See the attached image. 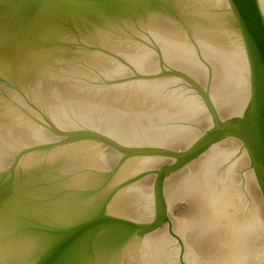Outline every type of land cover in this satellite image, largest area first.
Here are the masks:
<instances>
[{
  "label": "water",
  "instance_id": "water-1",
  "mask_svg": "<svg viewBox=\"0 0 264 264\" xmlns=\"http://www.w3.org/2000/svg\"><path fill=\"white\" fill-rule=\"evenodd\" d=\"M227 1L247 57L249 98L240 114L220 118L208 108L212 125L178 151L125 147L93 132L66 134L67 141L108 143L124 153L122 160L137 154L173 156L175 161L154 172L152 191L156 189L158 203L169 172L226 137L245 146L264 197V0ZM81 2L0 0V264H64L91 234L112 227L138 235L166 218L161 212V218L155 215L147 225L105 216L101 208L83 216L44 149L61 142L41 143L49 114L75 90L95 48L89 21L82 15L90 5ZM127 2L119 0L115 6ZM170 74L184 78L179 71Z\"/></svg>",
  "mask_w": 264,
  "mask_h": 264
},
{
  "label": "bare ground",
  "instance_id": "bare-ground-1",
  "mask_svg": "<svg viewBox=\"0 0 264 264\" xmlns=\"http://www.w3.org/2000/svg\"><path fill=\"white\" fill-rule=\"evenodd\" d=\"M81 1V4L90 5V9L87 10L90 13H96L98 11L95 9V5L101 6V4H91L93 0ZM117 1L119 0H114L109 2V4L114 6ZM127 1L135 2V5H140L145 11L146 6L154 2V0ZM167 1L176 2L177 0ZM179 1L182 2L181 5L185 9V15L181 13L183 14L181 23L182 27L186 30L188 39H185L181 32V28L179 29L178 26L170 25L166 22L161 23L154 18V14H146L145 16V18H148L149 25L151 29L154 30L159 41L164 43L162 45L168 57L165 56L170 60H175L177 63L183 65L188 64L190 67L192 62H195L187 40L191 42L196 50H198V53H201L203 57L208 60L210 65H212L213 69H215V76L219 78L216 82L218 83V89L214 90H217L216 93H218L219 100H221L224 107H226L227 114L233 115V113L240 112L244 109L249 98L247 57L242 35L238 27V21L234 17L228 1ZM181 5L176 7L178 11L183 9ZM191 83L201 93L209 109L211 108L212 112L214 111L215 113H213L217 115L218 112H216L217 109L213 101L210 100L198 85L193 82ZM114 93L115 92L105 95L103 101H100V98H91L89 96L78 97L77 101H82L87 105V109L85 110L87 112V120H89L91 116L97 117L104 113L103 115L106 117L107 123L109 125L111 124L110 127L117 138L122 136L120 130H122L121 123L124 122L128 124V128L130 129V131H128L132 139H137L139 134L144 133V135L147 134V137L152 138L156 144L171 143L179 146L189 141L193 134V132L187 128L188 126L185 123L186 120L195 119L198 123L205 124V120H203V110L198 106L199 104H197L198 102L196 99L190 95L182 96L179 102L174 101L178 100L175 97H172V99L162 97L164 98L163 100L162 98H158L156 105H152L153 108H149V106L144 105V103L148 102L150 97L143 98V95L140 94L116 96V93ZM101 98L103 99L102 96ZM169 101L170 103H174L164 104ZM101 111L102 113H99ZM149 121H154V123L156 121L158 125L155 127L149 126L150 124L145 125ZM118 122L120 123L119 125L117 124ZM171 122H181V125L177 128L165 126L166 123L168 124ZM202 124L199 126H202ZM217 143L218 144L212 147L209 146L210 148L204 152L203 155L201 154L197 160L186 165L182 170L168 176L164 181V186H171V182L177 180L173 184L170 193L181 194L186 207L185 209L189 211V215L188 211L186 213L188 216L186 220H184L185 222H182L183 227H186V233L189 235V238L193 237V239H198L199 241L196 240L198 243H203L205 240H211L212 243H214V240L219 242L217 244L220 245L221 249H219V251L216 250L218 246H215L216 249L213 248L214 251H218L219 254L218 252H216L217 254L214 252L218 256H215L213 253L215 260L210 259L211 262L213 264H215V262L217 264H227L228 261L226 260L227 258H225V254L228 249L229 256L231 255V250L237 251V253L236 251L232 253V256H230L231 258L228 257L232 264H237L240 259L237 254L240 249L247 250L252 247H259L260 250V245L256 246L255 241L259 237V230L261 231L259 225L263 227L262 230L264 233V213H261L264 211V198L260 192V187L257 183L258 180H256L257 177H255L256 172L253 162L245 146L237 139L235 140L231 137ZM97 150L99 154L96 153ZM217 150L221 152H217ZM227 150L231 154L233 153L232 158L228 157L229 161L225 163L228 165L222 167V173L221 171L215 173L214 166L220 161L224 162L228 160L226 158L228 156ZM212 151H214L213 156L209 159V157H206V153ZM59 153L60 149L47 152L50 163L58 157ZM104 153V151L99 150V147L90 144L86 153L77 160V166L89 168L100 167L102 166L101 164L108 160L107 154ZM159 160H161V158ZM148 161L147 159H128L119 165L115 173L111 172V174H107L110 175L109 179H105L108 181L104 185H100L97 189H83L84 187H89L94 184L93 180L96 178L93 177L91 173L79 174L76 178L74 177L69 181L68 186H80L78 190H81V193L79 192L80 194L76 195V200L79 203L82 215L85 216L91 213L94 207L98 206L105 216L110 214V217L122 215L123 217H143L146 219L150 216L148 192L151 189L147 190L143 182L138 184H141L139 188H136L137 185L135 187L126 185V187H124L119 186V183L115 184L116 182L123 181L134 169L143 166ZM60 166L62 165L60 164ZM238 169L240 170L239 172H237ZM59 170L61 169H56V171ZM239 173L240 175L242 174L243 185L246 188L244 193L249 195L248 203L243 201L240 196L241 193L238 190L239 188L237 187V176H239ZM179 181L181 182L178 183ZM154 191V200L158 204L156 205V215L161 218L160 214L163 210L162 201L164 197L162 186L159 192V198H162L160 203H158L156 189H154ZM88 192L91 193L88 194ZM91 196L94 197L91 198ZM101 198L103 199L99 203ZM111 214L113 215L111 216ZM125 232L127 233L125 228L114 229L109 227L103 229L98 234H91L89 237L82 240L69 254L64 264H124L123 261L127 258L128 254H131V256L136 254V257L148 260L149 262L146 264H170V252H163L161 241L158 240L159 236H157L159 232L152 233L148 236H141V234L136 240L130 241L128 243L129 246H126L127 248L129 247V253L127 251H122L121 256L119 258L116 257L115 254L111 253L114 249V246H111L114 245L112 244V236L115 234L117 239L122 240ZM154 236H157L156 239L154 238L155 240H153ZM255 236H257L256 239ZM117 239L116 241H118ZM138 239H142L143 242L146 243H148V241L151 242V244H148L144 253L138 252L135 246V241H138ZM261 239L262 238L258 240ZM258 240L256 242H258ZM191 241L194 242V240ZM260 242L261 241H259V243ZM221 245H224L225 248L223 249ZM202 257L208 258L207 254H204ZM262 257H264V250L259 260L253 258L247 264H264V262H262L264 258ZM190 258H196L198 262L201 260L197 255L195 257V254ZM138 264H140V262Z\"/></svg>",
  "mask_w": 264,
  "mask_h": 264
},
{
  "label": "rangeland",
  "instance_id": "rangeland-1",
  "mask_svg": "<svg viewBox=\"0 0 264 264\" xmlns=\"http://www.w3.org/2000/svg\"><path fill=\"white\" fill-rule=\"evenodd\" d=\"M112 1L114 0H93L91 1V4H103L102 6H100V8L97 9L99 12L97 11L96 13H90L86 11L82 14L89 21L95 48L89 58V61L79 79L75 90L68 96L69 98L67 97L62 103L58 105V107H56L52 111L53 114H49L41 137V143L52 144L61 142L60 144H57L55 146L48 147L49 149H44L46 151V154L47 152H52L60 149L58 157L52 161L51 165L55 171L57 178L62 182L67 190L69 189L68 191L75 199L76 195L81 193V190H78L80 189V186L68 185L69 181H71L74 177L76 178L77 175L91 173L92 176L96 178L95 180H93L94 184L89 187H84L83 189L88 188L93 190L97 189L100 185H104L108 181H106L105 179H109L110 177V175L107 174H111V172L115 173L118 170L119 165L124 163L128 159L149 160L143 166L134 169L130 174L126 176V178L123 179V181L116 182L115 184L119 183V186L124 187H126V185L133 187L137 185L136 188H139L141 184H138L140 182H143V185L146 186L145 188L147 190L151 189L149 191L150 194L148 192L150 216L144 219L143 217L132 218L127 216L123 217L122 215H114V217L125 220L126 218H131L132 221L135 222L149 223L153 221V218L156 215V204L155 208L153 205L155 201L153 200V198L155 199V191H152L155 178L154 172L155 170H158L162 165L170 164L171 162L175 161V158L173 156L164 154H137L129 155L122 160V158L124 157V153L108 143L88 138L73 139L71 141H67L68 136L66 134L93 132L99 133L119 145L130 148L158 147L164 150H184L185 148L190 146V144H192V142L197 139L205 130H207L213 123L212 116L210 114V111L208 109L209 107L206 101L202 97L201 93L197 91L198 89H196L190 82L198 85V87L210 98V100L213 101L219 117L225 118L232 115L227 114L226 107H224L221 100H219L220 98L218 97V93H216L217 90H214L218 89V83L216 82L218 81L219 77L215 76V69H213L208 60L203 57L201 53H198V50H196V48L188 40L187 43L192 50V57L195 60V62H192L190 67L188 64L183 65L177 63L175 60L174 62L173 60L168 59V56L166 55V52L164 51V47L162 45L164 43H161L159 41L157 35L154 33V30H152L149 25L148 18H145L146 14H154V18H156L157 21H160L161 23L166 22L170 25L178 26L179 29L181 28V32L183 33L185 39H188L186 30L184 29V27H182L181 23L182 15H185V9L181 5L182 2H180L179 0H177L176 2H169L167 0H154V2H151L148 6H146L145 11L140 7V5H135L136 3L133 1H128L126 4L120 6H113L112 4L110 5L109 2ZM179 5H181L183 9L178 11L176 7ZM173 71H179L185 79H190V82L180 76L170 74V72ZM113 92L116 93V96H130L140 94L143 95V98L150 97V100L144 103V105L149 106V108H153L152 105H156V102H158V98L167 97L172 99V97H175L178 100L174 101L179 102L182 96L190 95L196 99V101L198 102L197 104H199L198 106L203 110V120H205V124L203 125L202 123H198L195 119L186 120L185 123L188 126L186 127L193 132L189 141L185 143L186 145L182 144L176 146L175 144L171 143L156 144L152 138L147 137V134L144 135V133L139 134L137 139H132L128 124L124 122L121 123L122 130H120L123 137L121 136L120 138H117L114 131L110 127L111 124L109 125L107 123L106 117L103 115L104 113L97 117L91 116V118L87 120V112L85 111L87 109V105L82 101H77L78 97L85 96H89L91 98H100L99 100L103 101L105 99V95ZM101 96L103 97V99L101 98ZM164 98H162V100ZM171 103L173 104L174 102ZM171 103L169 101L167 103L165 102L164 104L167 105ZM240 112L233 113V115H238L240 114ZM99 113H102V111ZM180 123L171 122L168 124L166 123L165 126H173L177 128L181 125ZM117 124L119 125L120 123L118 122ZM148 124H150L149 126L154 127L158 125L156 121L155 123L154 121H149L145 125ZM201 124L202 126H199ZM227 138L230 137L223 138L217 142H220ZM217 142L211 144L210 147L218 144ZM90 144H94L96 147H99V150L104 151V154H107L108 160L101 164L102 166L97 168L77 166V160L80 156L86 153ZM210 147L208 146L205 151L203 150L199 155L181 165L182 167L180 166L177 169L169 172L166 175L167 177L165 176L163 178L164 180H162V189L164 196V206L162 212L163 214L165 213L166 218L161 223V225L152 231L142 233V235L138 234L132 236H130L129 230L125 228L127 230V233L125 232L123 234L124 236L122 240L117 239V236L114 234L112 236V244L114 245H111L112 247L114 246V249L111 253L115 254L116 257L119 258L122 254V251H127L129 253V247L127 248L126 246L130 241L136 240L140 235L148 236L152 233L159 232V235L157 236H159L158 240L161 241L163 252H170V264H194L195 261V264H213L210 259L215 260L214 254L218 252L219 249H221L220 245L217 244L219 242H216L214 240V243H212L211 240H205L203 243H198V239H193V237L189 238V235H187L186 233V227H183L182 225V222H185L184 220H186L187 216L189 215V211L185 209L186 207L182 200L181 194L170 193L173 184L177 180L171 182V186H164V181L166 180V178H168V176H171L172 174L182 170L186 165L197 160L199 156H201V154L203 155L204 152H206ZM213 152L214 151L209 153L207 152L206 157H209V159H211V157L213 156ZM217 152L221 151L217 150ZM96 153L99 154L98 150ZM227 154L228 156L226 158L228 160L224 162L220 161L219 163H217V165L214 166L215 173H217L218 171H221L222 173V167L228 165L225 163H228L229 158H232L233 153L231 154L228 151ZM158 158H161V160H159ZM60 164L64 167L60 166ZM59 168L61 170L56 171V169ZM239 171L240 170L238 169L237 172ZM240 173L239 176H237V187L239 188L238 190L241 193L240 196L243 201L245 203H248L249 195H247V193H244L246 188L243 185V177L242 174L240 175ZM181 181H179L178 183H180ZM90 193L91 192H88V194ZM93 197L94 196H91V198ZM102 199L103 198L100 199L99 203L102 201ZM96 209H99V207H94V210ZM94 210H92V212ZM187 211L188 215L186 214ZM261 213L263 214L264 211H262ZM112 215L113 214H111V216ZM107 216H110V214ZM259 227L261 228V231L259 230L260 235L258 234V236H261L260 238H262L263 240H258L260 238H257V236H255V239L257 238L258 240V242H256V240L255 243L256 246L260 245V250L259 247H252L251 249L247 250L240 249L237 254V256L240 257L239 263L237 264H247L253 258L259 260L260 256L263 254L264 233L262 230L263 227H261V225H259ZM157 236H154L153 240H155ZM116 239L118 241H116ZM191 240H194V242ZM259 241H261L263 244L261 242L260 244ZM135 243L138 252L141 253L145 252L148 244H151V242L149 241L148 243L143 242L142 239H138V241H135ZM224 245H221L223 249L226 246ZM215 246H218L220 248L217 247L216 249ZM213 248L218 251H214ZM235 251L236 250H231L230 256H232V253H234ZM194 254L195 257L196 255L197 257H200V263L196 260V258H190ZM204 254H207V259L202 257ZM216 254L215 256H218ZM230 256L227 249V253L225 254V258H227L226 260L228 261L227 264H232V262L228 259V257ZM139 262L140 264H146L149 261L143 258L136 257V254L132 256L131 254H128L127 258L123 261L124 264H138ZM215 264L217 263L215 262Z\"/></svg>",
  "mask_w": 264,
  "mask_h": 264
}]
</instances>
